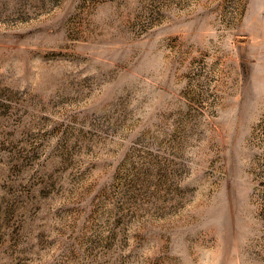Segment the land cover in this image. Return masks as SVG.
Wrapping results in <instances>:
<instances>
[{"label":"rangeland","instance_id":"374dc122","mask_svg":"<svg viewBox=\"0 0 264 264\" xmlns=\"http://www.w3.org/2000/svg\"><path fill=\"white\" fill-rule=\"evenodd\" d=\"M0 264H264V0H0Z\"/></svg>","mask_w":264,"mask_h":264}]
</instances>
